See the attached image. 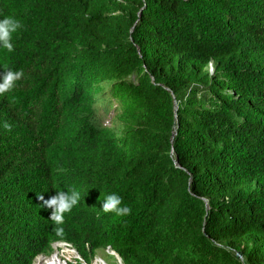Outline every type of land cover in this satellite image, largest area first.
<instances>
[{
  "label": "trees",
  "instance_id": "16d2710c",
  "mask_svg": "<svg viewBox=\"0 0 264 264\" xmlns=\"http://www.w3.org/2000/svg\"><path fill=\"white\" fill-rule=\"evenodd\" d=\"M8 15L0 72L24 75L0 95V264L56 241L68 264H264V0H0ZM69 187L55 225L36 194ZM110 192L129 214L100 210Z\"/></svg>",
  "mask_w": 264,
  "mask_h": 264
},
{
  "label": "clouds",
  "instance_id": "9594fccd",
  "mask_svg": "<svg viewBox=\"0 0 264 264\" xmlns=\"http://www.w3.org/2000/svg\"><path fill=\"white\" fill-rule=\"evenodd\" d=\"M21 27L22 24L20 20L14 16L8 15L0 17V48L11 52L13 50V34ZM23 75L24 73L22 70L7 69L0 72V95L12 90L16 86V82L19 81ZM7 126L8 125H5V127ZM36 195L37 198L42 201L41 206L45 209H50L48 219L55 225H62L65 215L78 206L82 199L81 189L78 187H69L66 191L62 189H55L54 194L50 195L47 199L44 198L42 193H37ZM99 208L103 213H113L116 216H126L130 212V208L122 203V197L116 192L105 194L101 200ZM56 232L60 234L62 232V228L57 227ZM56 244L69 245L76 253L74 257H79L77 250L73 248L70 243L66 241L53 242V249Z\"/></svg>",
  "mask_w": 264,
  "mask_h": 264
},
{
  "label": "rangeland",
  "instance_id": "374dc122",
  "mask_svg": "<svg viewBox=\"0 0 264 264\" xmlns=\"http://www.w3.org/2000/svg\"><path fill=\"white\" fill-rule=\"evenodd\" d=\"M101 108L103 109V107H101ZM101 108L99 109L98 114L100 115L103 124H110V119H111V116L113 114L112 110H110L107 113H104V111ZM108 252L112 253V251H110V250H108ZM56 253H57L60 261L66 262V264H67L68 259H70V258L74 257V255H76V253L72 250V248L69 245L64 246L62 244H58V245L56 244V245H54V249L51 252V254H48V255L41 254V255L37 256L34 264H48V263H46V260L49 259L52 255H54ZM98 253L99 254H98V258H97L96 263H99V260L102 258L101 256L103 255L102 251H99Z\"/></svg>",
  "mask_w": 264,
  "mask_h": 264
},
{
  "label": "bare ground",
  "instance_id": "6f19581e",
  "mask_svg": "<svg viewBox=\"0 0 264 264\" xmlns=\"http://www.w3.org/2000/svg\"><path fill=\"white\" fill-rule=\"evenodd\" d=\"M58 245V244H57ZM65 246V245H64ZM58 247V246H57ZM58 253V252H57ZM54 254L49 259L46 260V263L48 264H66V262H61L58 258V255Z\"/></svg>",
  "mask_w": 264,
  "mask_h": 264
},
{
  "label": "water",
  "instance_id": "95a60500",
  "mask_svg": "<svg viewBox=\"0 0 264 264\" xmlns=\"http://www.w3.org/2000/svg\"><path fill=\"white\" fill-rule=\"evenodd\" d=\"M112 253L116 256L118 264H122V259L121 257L115 253L114 251H112ZM97 261H95L93 264H107L102 258L99 260V263H96Z\"/></svg>",
  "mask_w": 264,
  "mask_h": 264
}]
</instances>
